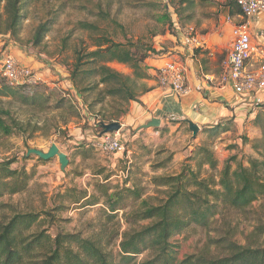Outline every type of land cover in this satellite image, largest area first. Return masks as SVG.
<instances>
[{"label":"rangeland","instance_id":"374dc122","mask_svg":"<svg viewBox=\"0 0 264 264\" xmlns=\"http://www.w3.org/2000/svg\"><path fill=\"white\" fill-rule=\"evenodd\" d=\"M179 1L41 0L30 5L24 12L19 33L20 43L13 42L8 35H0V62L5 55L12 56L19 66L27 67L31 71L38 79L37 83L55 89L63 95L75 112L73 117L67 116V124L63 126L59 117L60 111L38 113L9 102L8 99H0V109H8L15 120L24 125L30 123L31 128L24 135L14 133L5 137L0 133V162L13 161L11 169L24 171L29 177L24 191L0 197V223L6 222L14 214H37L39 220H43L48 214L54 215L52 225L45 220L43 224L33 225L29 231L23 233L36 236L40 232H45V235L52 237L57 232L79 234L83 239L96 240L104 251H111L116 255L119 243V239L115 237L116 221L106 223L102 197L97 191V185L105 183V178L111 188L109 194L115 187L126 183L127 187H135L141 192L142 200L154 205L165 196L164 188L155 186L154 179L178 175L185 160L193 157L194 150L200 146L208 147L218 159L215 170L209 171L207 166L203 168L201 171L203 178L212 176L217 180L223 163L233 155L237 156L236 161L231 163L233 168L237 163L247 167L249 158L258 161L264 159L262 140L264 116L258 118L260 138L247 139L245 144L240 141L242 148L247 150L245 154L243 151L237 152L238 150H235L234 154L227 153L229 145L217 132L213 136L203 132L201 139L193 144L196 146H192V150H189L191 145L186 144L188 139L184 142L187 145L185 148L177 144V141L173 142V148H167L166 140L156 148L136 147L137 143L130 137L137 133L139 124H131L128 118L133 111L131 107L139 109L140 105L137 103L127 105V114L117 119V123L121 125V140H128L127 145L132 150L129 157L132 161L131 165H128L129 172L126 169L127 165H121L120 160L114 158L115 154H103L90 146L91 142L101 137L96 134L99 123L103 122L104 117L109 119L110 116L117 114L120 105L115 100L107 99L103 104H96L91 109L89 104L95 99V94L89 95L85 104L69 87L67 70L72 63L71 51L74 46L90 43L89 34L82 31L79 24H93L100 33L117 43L141 40L151 44L155 54L150 57L153 62H149L147 69L157 80L158 68L154 62L173 55L172 49L177 44V41L172 39V36L176 35L173 34L174 26L170 28V25L176 23L172 7ZM192 2L193 6L184 4L180 8L181 30L187 27L186 24L198 28L197 20L205 15H215L217 7L220 6L213 0ZM51 20L53 25L42 44L37 48L33 47L31 39L36 27ZM175 29L181 33L180 29ZM110 67L119 73L130 74L122 65L111 64ZM138 85V92L142 91V85L147 88L146 82H138ZM136 115L137 113L132 114V119ZM34 124L36 130L33 129ZM196 138L197 135L194 139L192 137V141ZM51 145L57 146L67 157L68 164L63 170L60 169L57 157L43 161L33 154H28L29 150L47 153ZM178 147L183 148L185 152L183 160L179 162L174 160L175 154L172 152ZM112 164L115 165L114 168L111 167ZM190 165L196 169L195 162H190ZM125 172L126 178H123L121 175ZM117 175L121 178H117ZM83 196H86L84 201L81 200ZM88 202L96 204L85 207L84 204ZM125 202L127 206L133 205L130 199ZM121 215L122 212H119V219L117 218L120 233L126 229ZM259 224H264L262 199L255 201L245 212L220 207L208 228L190 225L173 236L170 242L177 261L191 255L219 257L224 255L227 241L242 247H264L263 228L254 232ZM147 257L148 254L143 253L133 264H139Z\"/></svg>","mask_w":264,"mask_h":264},{"label":"trees","instance_id":"16d2710c","mask_svg":"<svg viewBox=\"0 0 264 264\" xmlns=\"http://www.w3.org/2000/svg\"><path fill=\"white\" fill-rule=\"evenodd\" d=\"M40 1L0 0V35H8L13 42L20 43L24 12L30 5ZM184 4L193 6L192 0H180L172 7L176 23L170 28L174 26L175 37V28L182 27L180 8ZM226 6L229 14H232L231 8L235 5L227 0ZM52 25L53 20L36 27L31 39L33 47L42 44ZM79 28L89 34L90 43L74 46L71 51L72 63L67 70L69 87L85 104L87 97L95 94V99L89 104L91 109L107 99L115 100L120 105L117 114L109 119L104 117L103 122L99 123L96 134L101 136L104 125L117 123L120 116L127 114V105L141 104L139 98L149 89L142 85V91L138 92V82L150 79L145 61L155 54V50L151 44L141 40L117 43L100 33L93 24L80 23ZM111 64L126 67L130 74L115 71L110 67ZM0 99H8L38 113L60 111L63 126L67 124V116L75 115L72 105L63 95L39 83L9 87L0 77ZM29 125L15 120L8 109H0V133L3 136L9 137L14 133L24 135L31 129ZM33 129H37L35 124ZM218 131L217 127L207 130L212 136ZM241 141L245 144L247 138L242 136ZM229 148L240 153L242 151L236 145ZM236 158L233 155L223 163L217 180L212 176L203 178V168L207 166L209 171H213L218 163L208 147H198L193 157L185 160L178 175L154 179L155 186L164 188L165 194L154 205L142 200L141 192L135 187H127L126 183L115 187L109 194L111 188L105 178V183L97 185V191L102 197L106 223L116 221L115 237L119 239L116 255L104 251L96 240L83 239L79 234L57 232L53 237L45 235V232L36 236L25 234L23 231H29L33 225L43 224L45 220L52 225L54 215L48 214L39 220L37 214H14L6 222L0 223V264H133L143 253H147L148 257L139 264H264V247H242L231 241L226 242L222 256L206 258L191 255L177 261L170 242L173 236L190 225L208 228L220 207L245 212L255 201H264V159L258 161L249 158L247 167L237 163L233 168L231 163ZM190 162H195V170ZM12 164L10 160L0 162V197L20 193L27 187L29 177L24 171L11 169ZM82 198L84 201L86 196ZM127 198L133 205L124 203ZM91 202L84 206L96 204ZM119 212H122L121 219L126 225L121 233L117 221ZM262 228L264 230V224H259L254 232Z\"/></svg>","mask_w":264,"mask_h":264},{"label":"crops","instance_id":"0c3cea01","mask_svg":"<svg viewBox=\"0 0 264 264\" xmlns=\"http://www.w3.org/2000/svg\"><path fill=\"white\" fill-rule=\"evenodd\" d=\"M213 1L220 4L215 15H205L199 21L197 20L198 28L195 25L186 24L187 27L195 30L203 45L202 49L196 52L193 60L187 61L190 94L177 97L174 93L162 89L155 76L151 75L152 72L147 69L150 79L142 82L147 83L149 91L139 98L140 111L136 107H131L133 111L131 116H128V122L137 123L140 127L148 120L155 118L160 119V128L145 130H138V128L137 133H133L130 137L137 143L136 147L156 148L166 140L167 148H173L175 141L185 148L187 145L184 142L188 139L186 144L189 143L191 145L189 150H192L196 146L193 144L201 139L203 132L212 128L216 129V127L219 129L218 135L226 139L225 143L229 145H226L228 146L227 153L234 154L235 150L229 148L232 145L243 149L240 142L242 136L249 140L260 138L258 118L264 116L261 109L264 103V90L251 94H236L228 83L221 82L224 73L223 65L233 40L232 28L241 21L240 12L235 6L231 8L232 14H229V8L226 6L227 0ZM178 31L176 37L172 36V39L177 41L172 52L173 55L182 59L184 53ZM250 38L253 46L264 49V16H256L251 21ZM164 58L154 62L156 68H159ZM149 62L153 61L150 58L147 59L146 67L149 66ZM257 62V58L254 57L251 69L258 67ZM134 113H137L136 119H132ZM187 122L199 128L194 141H192V133L188 129ZM122 142L126 146V152L113 156L120 160L121 165H127L126 169L129 172L128 165L132 162L129 157L132 155V150L127 145L128 140ZM214 147L217 148L216 145ZM183 148L178 147L172 150L175 154V161L183 160V154H185ZM242 151L245 154L247 150L245 148ZM216 160L218 162V159ZM114 166V164L111 165L113 168ZM121 176L117 175V178Z\"/></svg>","mask_w":264,"mask_h":264},{"label":"built area","instance_id":"2783aa9c","mask_svg":"<svg viewBox=\"0 0 264 264\" xmlns=\"http://www.w3.org/2000/svg\"><path fill=\"white\" fill-rule=\"evenodd\" d=\"M228 1L238 8L241 21L232 28L233 40L223 65L221 82L228 83L236 94H251L264 90V49L253 46L250 38L251 21L256 16H264V0ZM180 44L184 57H165L157 69V82L162 89L174 93L177 97H185L190 94L187 61L191 62L203 45L199 35L190 27L181 31ZM254 57L258 60V67L251 69ZM0 77L9 87L34 85L38 80L27 67L19 66L10 55H5L0 62ZM261 109L264 113V103ZM120 132L101 135L91 142L90 146L103 154H124L126 146L121 140ZM122 177L126 178V172Z\"/></svg>","mask_w":264,"mask_h":264},{"label":"water","instance_id":"95a60500","mask_svg":"<svg viewBox=\"0 0 264 264\" xmlns=\"http://www.w3.org/2000/svg\"><path fill=\"white\" fill-rule=\"evenodd\" d=\"M187 124H188V129L192 133V137L194 139L196 137L198 131H199V128H198V126H196L195 124H193L191 122H187ZM148 128L159 129L160 128V119L152 118V119L148 120L145 124L141 125L138 130H145ZM120 130H121V125L119 123H116V122L111 123V124L103 126V132L101 135L113 134V133L119 132ZM28 154H33L43 161H47L53 157H57L61 170H63L68 164V160H67L66 155L61 153L59 151V149L57 148V146H55V145H51V147L47 151V153H42V152L37 151V150H29Z\"/></svg>","mask_w":264,"mask_h":264}]
</instances>
